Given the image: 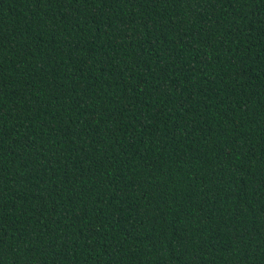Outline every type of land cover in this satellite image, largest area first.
<instances>
[{
	"label": "trees",
	"instance_id": "obj_1",
	"mask_svg": "<svg viewBox=\"0 0 264 264\" xmlns=\"http://www.w3.org/2000/svg\"><path fill=\"white\" fill-rule=\"evenodd\" d=\"M0 264H264V0H0Z\"/></svg>",
	"mask_w": 264,
	"mask_h": 264
}]
</instances>
